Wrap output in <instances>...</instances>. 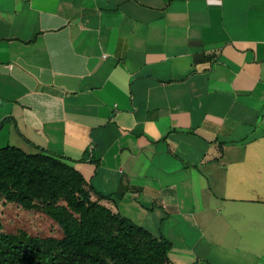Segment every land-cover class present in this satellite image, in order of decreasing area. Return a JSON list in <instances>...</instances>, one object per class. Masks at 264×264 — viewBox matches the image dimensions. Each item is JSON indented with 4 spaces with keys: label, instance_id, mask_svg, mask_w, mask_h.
<instances>
[{
    "label": "crops",
    "instance_id": "0c3cea01",
    "mask_svg": "<svg viewBox=\"0 0 264 264\" xmlns=\"http://www.w3.org/2000/svg\"><path fill=\"white\" fill-rule=\"evenodd\" d=\"M9 145L121 194L93 198L169 264H264V0H0Z\"/></svg>",
    "mask_w": 264,
    "mask_h": 264
},
{
    "label": "trees",
    "instance_id": "16d2710c",
    "mask_svg": "<svg viewBox=\"0 0 264 264\" xmlns=\"http://www.w3.org/2000/svg\"><path fill=\"white\" fill-rule=\"evenodd\" d=\"M200 55L195 61H212ZM0 148V198L40 210L64 231L61 238L0 229V264H169L172 243L93 198L84 176L61 156L35 146ZM117 201L121 194L104 195Z\"/></svg>",
    "mask_w": 264,
    "mask_h": 264
},
{
    "label": "rangeland",
    "instance_id": "374dc122",
    "mask_svg": "<svg viewBox=\"0 0 264 264\" xmlns=\"http://www.w3.org/2000/svg\"><path fill=\"white\" fill-rule=\"evenodd\" d=\"M0 229L8 233L25 230L42 237L64 236L62 227L55 219L40 210H28L17 203H6L3 198H0Z\"/></svg>",
    "mask_w": 264,
    "mask_h": 264
}]
</instances>
